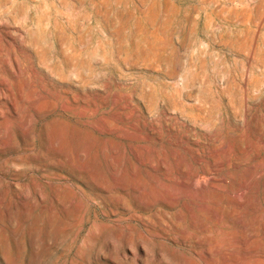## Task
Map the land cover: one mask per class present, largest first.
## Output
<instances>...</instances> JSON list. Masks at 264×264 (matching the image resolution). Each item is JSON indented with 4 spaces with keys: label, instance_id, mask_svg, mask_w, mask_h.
Returning <instances> with one entry per match:
<instances>
[{
    "label": "rangeland",
    "instance_id": "374dc122",
    "mask_svg": "<svg viewBox=\"0 0 264 264\" xmlns=\"http://www.w3.org/2000/svg\"><path fill=\"white\" fill-rule=\"evenodd\" d=\"M244 2L0 0L5 16L0 21L1 50L17 58L20 73L15 83L25 102L14 100L18 115H29L20 126L13 121L15 145L2 146L0 140V261L79 264L95 261L99 252L101 264H155L151 260L160 251L161 264H168L169 259V264H195L187 261V251L172 242L179 238L177 231L165 229L168 237L164 238L160 234L164 228L146 222L150 215L146 200L152 197L146 194L143 172L160 163L171 173L170 179L156 178L168 190L183 188L181 167L200 166L210 172L209 179L197 180L193 194L197 198L206 192L213 206L219 202L218 212L227 216L219 226L221 235L251 220L264 233V164L258 162L264 160V148L258 158L235 163L237 143L229 134L231 124L226 118L229 100L238 102L239 87L264 70L260 64L264 30L241 47L225 48L216 39L219 30L212 24L213 10L241 7ZM260 4L264 8V0ZM67 47L73 51L66 52ZM5 77L12 82L11 75L5 73ZM27 85L33 89V98L28 97ZM0 88L6 90L4 85ZM184 91L191 93L188 101L182 98ZM188 106L202 107L207 114L193 125L179 113ZM2 122L0 117V128ZM248 123L246 119L244 128L250 134ZM30 129L34 137L31 150L19 139L20 132L26 134ZM187 129L192 138L184 133ZM213 136L221 139L218 152L206 141ZM192 139L199 140L201 152L185 148ZM227 144L230 148L226 146L225 151ZM16 156L27 157L30 165L15 162L12 158ZM63 160L87 171L133 168V179L119 177L121 181L114 185L127 188L123 203L113 206L86 199L82 213L89 220L81 230L64 225L56 215L52 218L46 211L48 200L40 203L35 194L47 198L52 190L62 188L74 201L84 198L76 186L87 190L78 181L48 176L45 166H57ZM13 190L19 196L11 195ZM163 191L159 196L166 198ZM2 192L11 196L3 198ZM196 204L198 200L179 195L169 216L179 218L182 229L188 228L186 207L196 208ZM24 206L31 208L29 213ZM198 220L204 221L203 217ZM261 236L255 256L242 264H264ZM110 243L116 254L105 248ZM217 264L223 263L218 260Z\"/></svg>",
    "mask_w": 264,
    "mask_h": 264
},
{
    "label": "bare ground",
    "instance_id": "6f19581e",
    "mask_svg": "<svg viewBox=\"0 0 264 264\" xmlns=\"http://www.w3.org/2000/svg\"><path fill=\"white\" fill-rule=\"evenodd\" d=\"M226 1L230 2V0ZM249 1H252V3H249ZM261 1L262 0H245L241 7H235V5H232L221 7L212 11V24L213 26H217L215 31L219 30V34L217 35L216 39L219 41L220 45L225 48H232V44H236L237 47H241L246 42L258 38V36L262 33L261 30H264V8L260 4ZM4 17V12L0 10V21H2ZM45 27L47 28V31L51 30L50 25H46ZM72 48L67 47L66 52L71 53L73 51ZM260 64H262V66L264 67V57L260 60ZM19 68L20 67L16 56L11 52H5L1 50L0 45V87H2L3 85L6 86V90H2L0 88V117H2L3 120L2 126L0 128V140L3 141L2 146H4L5 144H8L10 146L16 144L15 136L11 131L13 121H16L17 125L20 126L24 117L26 118V120L29 119L27 117L29 115L27 114H24V116L18 115L16 103L14 100V98H17L19 102H25L22 90H17L18 87L15 83V79L20 73ZM31 70L35 74L34 67L31 66ZM5 73L11 75L12 82L6 80ZM263 82L264 70L260 73L259 77H252L250 83H243L242 86L239 87L238 102L233 98L229 100L228 108L226 111V118L231 124L229 134L237 143V148L235 150V154L237 156L235 158V163L237 164H244L249 160V158L252 157L258 158V151L264 148V87L261 86ZM25 87L28 93V97L33 98L34 95L32 87L30 85H27ZM182 90H185V87H183ZM182 98L188 101L192 98L191 93H187L185 95L184 91V94H182ZM8 104L10 108L8 107ZM179 113L184 116L187 122H192L193 125L196 124L195 122L197 120H203L204 116L207 114V112L202 107L195 106L182 108ZM246 119L249 122L248 125L250 134H248L244 128ZM193 125L191 128H194ZM169 126L170 128H172L174 126V123L169 124ZM148 128L150 127L148 126ZM184 133L190 138H192L191 136H193L191 130L189 129L185 130ZM19 139L21 140L23 147H25L26 149L31 150L34 147V137L32 135L31 129L26 134L20 132ZM155 140H158V138L156 137ZM206 141L213 150H217L218 152L219 147H221L220 137L213 136L208 138ZM228 145L229 144L225 145V151L226 146L230 148V146ZM185 148L197 153L201 152L198 139L187 141V143L185 144ZM173 151H175V149ZM229 151L230 150H228V152ZM222 152L226 154L224 151ZM211 156L214 155L211 154ZM12 159L19 164L30 165V160H28L27 157L16 156ZM64 160L57 166H45L49 167V169H44L48 171V176L55 180L78 181L86 185L87 190H83L82 188H80V186H76V190L80 192L84 196V198L75 199L74 201L71 199V197L68 196V192L62 188H55L54 190H52L51 194L47 196V198H45V195H43L42 193L35 194V200L38 199V202L40 203H44V200H48L46 211L50 216H52V218L53 215H56L55 217H59L64 225L73 226L76 227V229L78 228V230H81L82 227L85 226V222L89 220V217L85 219L84 214L82 213L85 204L84 202L86 199L91 200L92 202H94L95 200L97 201L98 199L101 204L107 205L108 203H112L113 206H118L123 203L126 192H128L127 188L121 185H119V187L117 186V188L115 186L119 184V180L121 181V178L118 180L119 177L127 178L128 176L134 174L133 168H123L120 166L116 168L115 166H109L106 171L101 169L87 171V169L84 170L83 168L80 169L76 165L74 166L73 162L69 161V163L68 161ZM226 160H228V158ZM258 162L260 163V165L264 164V160H259ZM181 172L183 175H185V177L181 179L183 188L177 189L176 187L168 190L169 188H165V185L160 184L156 178L160 176L162 179L169 180V175L171 173L168 171V169H166V167H164L161 163L159 166L150 165L149 167H146V171L143 172L146 176V194L147 196L152 197L146 200V212H149L150 214L146 215V222L148 224L150 223V225H155L158 228H164V230H162V232L160 233L164 238L168 237V235L164 233V231H166L165 229L169 230V228H172L174 231H177L179 238L176 239L177 237H174L175 239H171L172 242L175 243L176 246L187 251V261L191 260V262L195 264H217L218 260H221L223 264H242L243 261H245L247 258L252 257L260 247L259 246L257 248L258 243L262 239L261 234H264L260 231L259 226L255 224L253 220H251L250 222H248V224L240 223L239 228L234 232L228 233L224 236L221 235L219 226L224 224L222 219L227 216H222V214L218 212V209L222 208L221 205L218 204L219 202L215 203V205L213 206L211 204V198L208 194H205L206 192L202 194L200 193L201 195L199 197L196 196L197 198H195V192V195L193 194V189L195 188V185L197 186V180L202 179L203 181L209 179L210 172L200 166L181 167ZM117 182L118 184H116ZM113 186L115 188H113ZM163 189L165 191L164 194H166V198H162L159 196L160 194H162L161 191ZM201 191H203V189ZM2 194L3 198L7 196L10 197L11 195L19 196L17 190H13L11 195L9 193L6 194L3 192ZM179 195L190 200H198L196 208L192 206L186 207L187 214L190 218V225L185 229L181 228V222L179 218L172 219L169 216L170 214L168 213L169 210L175 209L177 207ZM239 206L240 203L236 205V207ZM24 208L26 209L27 213H29L31 210L29 206H24ZM111 212H114V210H112ZM149 216H152V219H150ZM199 217H203L204 221L200 222L198 220ZM118 220H120V218ZM262 220L264 224V218ZM212 226L214 228H212ZM113 246L112 243H110V246L108 245L105 248L109 252L112 251L116 254V250L114 249L115 246ZM230 251H235L236 253L233 254ZM123 255L125 256L124 253ZM146 256L149 258V255H147V253ZM98 257L99 252H97L95 255V261H89L90 259L88 261L82 260L79 264H101L98 262ZM162 258L164 257L161 256V253L159 251L156 253L154 259H152L151 262H153L154 260V262L156 261L155 264H161ZM171 259L173 260V258ZM175 259L176 257L174 258V260ZM76 261L77 263L79 262L78 260ZM168 261L170 262V259ZM143 263L144 262H141L140 264ZM0 264H9V262L0 261Z\"/></svg>",
    "mask_w": 264,
    "mask_h": 264
}]
</instances>
